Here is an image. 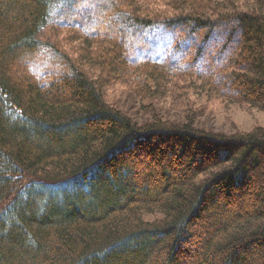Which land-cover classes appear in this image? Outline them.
<instances>
[{
	"label": "trees",
	"instance_id": "16d2710c",
	"mask_svg": "<svg viewBox=\"0 0 264 264\" xmlns=\"http://www.w3.org/2000/svg\"><path fill=\"white\" fill-rule=\"evenodd\" d=\"M65 1L0 0V264H264V127L226 134L199 128L196 113L173 121L151 106L140 121L105 96V78L127 61L123 77L144 97L184 71L264 111V0H178L162 23L202 41L194 57L182 48L180 64L130 58L127 36L112 43L108 25L73 27L108 40H86L62 77H38L23 68L44 49L58 54L39 34ZM104 1L94 7L114 15L111 26L159 23L123 20ZM223 28V48L206 54Z\"/></svg>",
	"mask_w": 264,
	"mask_h": 264
},
{
	"label": "rangeland",
	"instance_id": "374dc122",
	"mask_svg": "<svg viewBox=\"0 0 264 264\" xmlns=\"http://www.w3.org/2000/svg\"><path fill=\"white\" fill-rule=\"evenodd\" d=\"M103 1L104 0H66L65 3H62L53 10L46 28L41 31L39 37L55 46L58 50V54L55 53L56 50L46 51L44 49L40 58L33 61L35 65L28 63L29 66H25L23 69L33 72L35 68L36 73L34 74L38 77H45L50 73H54L52 76L53 79L58 75L62 77L64 72H69L68 60L73 62V64H79L77 63L80 57L79 54L83 53L81 49L86 46V40L92 41L94 48L98 47L99 42L108 40L102 38L90 39L88 36L92 34L85 36V34L78 33L73 27L80 29L84 33H90L96 29L107 31L108 28L106 27L108 25L110 26V35L108 36L111 38L109 40L112 41V43L116 41L115 38H112L113 35H121L120 32H124L122 36H127V40L125 39V41L127 45H129L130 58L144 54L143 56H153L158 59L168 57L175 59L174 61L180 64L184 59L186 60L181 51L182 48L186 47L187 51V48L192 45L189 48V53H191L193 57L201 50L202 41H197L196 36L188 27L189 30H185L189 34L188 37L183 36L181 40L173 30L167 28L166 25L162 23L163 20H172L179 12L177 6L178 0L104 1H107L106 4L108 8L106 7V9L115 8L119 10L117 13L123 20L128 21L129 18L130 21L132 20V16H136L139 21L151 19L159 22L150 27H141L139 24L129 25V23L117 24L115 27L107 24L108 20L114 18V15L108 12L97 13L98 10L94 7L95 4L100 6ZM209 1L215 2L217 0ZM220 1L223 2L224 0ZM235 3H237L236 6L239 8H244L246 4H251L252 0H250V2L249 0H235ZM209 14L212 13L210 12ZM98 22L101 24L99 25ZM230 33V28H223L212 32L208 40L206 54L212 52L216 43L218 47L223 48L221 45L225 42ZM136 34L138 35L135 37ZM232 37L237 39L238 35H232ZM134 38L135 40H133ZM102 46L107 47L112 45L108 42H104ZM60 54L62 58L59 57ZM221 55L222 54L219 53V58L217 54L210 55L209 60L211 62H218L219 64L222 60ZM226 55H228V51ZM197 61L200 62V58L193 61L194 65ZM121 63L123 62L119 61L116 74L113 73L110 77L108 75L105 78V81H110L106 86L105 96L108 102L115 106L117 105L140 121L148 118V113L146 111L149 109L148 106H151L165 119L173 121L184 119L187 113H196V123L199 128L226 134L249 132L256 127H264L263 110L222 95L219 93L218 87H213L210 84L205 86L203 84V82H205L204 77L192 72L185 73L182 71L176 76L167 74L164 78V82H162L163 85L161 89L157 90L158 96L156 98L144 97V94L142 95L141 92L136 90L138 86H142L143 84L132 82V78L128 76L123 77L126 75L124 74L125 70L127 71L130 65L127 61L126 63L124 62L123 66ZM201 64H203V66L205 65L203 61H201ZM206 65L205 67H207ZM18 72L19 71H17V73ZM220 73L219 80L221 83H226V74L223 73L222 69ZM95 74L99 75L97 69ZM140 79L142 80L144 78L140 77ZM154 217L148 216L147 218L153 219Z\"/></svg>",
	"mask_w": 264,
	"mask_h": 264
}]
</instances>
